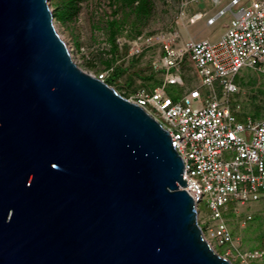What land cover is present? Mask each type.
Instances as JSON below:
<instances>
[{"label":"water","instance_id":"95a60500","mask_svg":"<svg viewBox=\"0 0 264 264\" xmlns=\"http://www.w3.org/2000/svg\"><path fill=\"white\" fill-rule=\"evenodd\" d=\"M167 130L80 68L47 0H0V264H232Z\"/></svg>","mask_w":264,"mask_h":264},{"label":"built area","instance_id":"2783aa9c","mask_svg":"<svg viewBox=\"0 0 264 264\" xmlns=\"http://www.w3.org/2000/svg\"><path fill=\"white\" fill-rule=\"evenodd\" d=\"M198 1L179 0L180 11ZM210 1L214 5L221 2ZM240 1L226 0L214 13L195 10L189 16L192 23L204 19L212 25L229 13V21L222 24L224 32L216 39L191 38L184 44L179 31L169 29L149 34L135 45V52L157 47L151 66L163 75V81L141 86L126 97L169 133L183 160V188L189 190L196 208L206 199L210 218L217 221L212 233L221 244L232 240L224 222L232 206L264 202V115L239 116L230 98L240 90L244 70L258 74L264 89V0H249L244 5ZM186 54L199 84L187 86L180 94L168 93L166 84L184 85L187 80L181 71ZM97 77L104 81V74ZM261 104L264 108V96ZM258 255V251L239 254L234 264H250Z\"/></svg>","mask_w":264,"mask_h":264},{"label":"rangeland","instance_id":"374dc122","mask_svg":"<svg viewBox=\"0 0 264 264\" xmlns=\"http://www.w3.org/2000/svg\"><path fill=\"white\" fill-rule=\"evenodd\" d=\"M47 1L55 28L75 63L92 75L102 73L106 78L119 68L112 86L121 94H126L125 97L134 94L141 86L152 87L163 81V75L154 71L151 66L153 58L158 54L157 47L145 48L139 52L133 49L146 36L161 30L176 29L184 44L191 38L216 39L225 30L222 24L230 19V14L226 13L212 25L205 24L204 19L194 23L189 21L193 11L208 10L214 13L226 0H221L217 5L210 0L192 2L184 12L180 11L179 0H147L145 9L139 11L136 9L138 0L132 3L125 0ZM248 2L249 0H241L240 5ZM65 7L71 10V15L60 19L57 13ZM181 71L187 78L185 84H166L164 89L168 93L180 94L187 86L199 84L189 54L185 55L181 63ZM239 85L240 90L230 97L231 106L243 115L256 112L264 115L261 104L264 96L262 78L253 71L244 70ZM159 119L162 121L160 117ZM196 209L204 236L219 254L234 264L239 254L258 251L260 255L250 259V264H264L263 201L236 203L226 212L224 222L232 235V240L226 244L219 243L212 233L217 221L210 218L205 198L199 201Z\"/></svg>","mask_w":264,"mask_h":264},{"label":"trees","instance_id":"16d2710c","mask_svg":"<svg viewBox=\"0 0 264 264\" xmlns=\"http://www.w3.org/2000/svg\"><path fill=\"white\" fill-rule=\"evenodd\" d=\"M126 2L128 3H132L133 1L135 0H125ZM139 4L136 6V9L139 11V10H142L143 8L145 9V6H146V3H147V0H138ZM58 17L60 19H65L66 17L70 16L71 15V10L68 9V7H65V8H62L58 13ZM111 36L113 37V32L111 33ZM116 44L114 43L113 47H115ZM115 48H113L114 50ZM119 72V68L115 69L111 76L110 77H105L104 78V81L107 82L108 84L112 85L114 84V77L115 75H117V73ZM127 81V80H126ZM122 95L126 96V94L122 93ZM258 111V110H257ZM239 116H243L242 113H238ZM253 116H259L258 115V112H256L255 114H252ZM231 211V210H230ZM228 213V212H227ZM226 213V214H227ZM225 214V215H226Z\"/></svg>","mask_w":264,"mask_h":264}]
</instances>
